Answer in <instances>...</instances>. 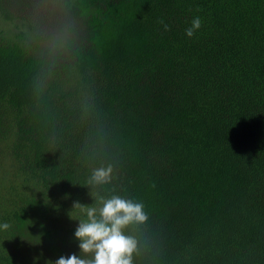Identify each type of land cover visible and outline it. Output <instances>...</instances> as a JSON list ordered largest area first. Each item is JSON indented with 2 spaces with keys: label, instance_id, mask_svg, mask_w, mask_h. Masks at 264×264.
Returning a JSON list of instances; mask_svg holds the SVG:
<instances>
[{
  "label": "trees",
  "instance_id": "trees-1",
  "mask_svg": "<svg viewBox=\"0 0 264 264\" xmlns=\"http://www.w3.org/2000/svg\"><path fill=\"white\" fill-rule=\"evenodd\" d=\"M57 1L47 46L0 0V264L27 220L64 257L112 195L145 204L132 264H264V0Z\"/></svg>",
  "mask_w": 264,
  "mask_h": 264
},
{
  "label": "clouds",
  "instance_id": "clouds-1",
  "mask_svg": "<svg viewBox=\"0 0 264 264\" xmlns=\"http://www.w3.org/2000/svg\"><path fill=\"white\" fill-rule=\"evenodd\" d=\"M160 23L165 31L169 30V25L163 21ZM200 27L201 19L196 17L185 34L192 37ZM112 173L111 165L93 169L87 183L92 188L108 184L112 180ZM91 194L95 196V193ZM99 204V207L79 202L73 204V209L77 211L71 218L79 221L74 232V238L79 241V255L61 256L55 262L46 261L45 264H132L138 242L134 236L126 235L124 230L129 225L147 221L145 204L120 195L107 199L100 197ZM9 228L6 222L0 224V230Z\"/></svg>",
  "mask_w": 264,
  "mask_h": 264
},
{
  "label": "rangeland",
  "instance_id": "rangeland-1",
  "mask_svg": "<svg viewBox=\"0 0 264 264\" xmlns=\"http://www.w3.org/2000/svg\"><path fill=\"white\" fill-rule=\"evenodd\" d=\"M7 7L14 15H20L25 21L30 22L36 28L43 30L42 43L47 46L57 44L58 37H63L61 33L55 32L52 27L50 18H47V12L54 9L57 5V0H5ZM64 211L58 209V206L49 211L51 219L55 220L59 226H64L67 223L66 216H63ZM71 218V213L68 216ZM19 252L17 253L16 264H45L46 261L55 262L56 260L50 256L45 249L43 243L34 236L33 225L30 220L17 230L16 237ZM72 244L68 253L64 256L67 258L72 254L79 255V241L73 238Z\"/></svg>",
  "mask_w": 264,
  "mask_h": 264
}]
</instances>
